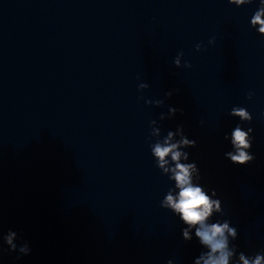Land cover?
<instances>
[{
	"label": "clouds",
	"instance_id": "obj_1",
	"mask_svg": "<svg viewBox=\"0 0 264 264\" xmlns=\"http://www.w3.org/2000/svg\"><path fill=\"white\" fill-rule=\"evenodd\" d=\"M253 0H228V3H234L237 7L240 5L251 4ZM264 0H260L258 10L251 17L253 26L259 25L258 33H264ZM213 41H209L212 43ZM200 44L196 45L199 51ZM184 53L180 52L174 59L176 67H181V58ZM186 68H191V64L185 63ZM148 84L141 83L138 88L145 89ZM171 97L172 93H166ZM247 98L252 99V93ZM148 104L155 103L161 106L162 100L146 101ZM177 111L183 112L182 109L169 107L168 118L175 116ZM230 115L239 117L241 122H251L253 117L251 113L244 107H233ZM160 119L164 120L165 115L162 113ZM152 131L150 137H155V142L150 143L151 155L155 160L156 167L163 175L168 176L170 181L174 182V187L169 188L161 201V207L170 210L174 215L178 216L184 227L181 229L184 241H191L193 235L197 239L200 246L205 249L198 257L194 259L193 264H264V251L257 252L252 256L246 255L244 252H238L237 246L231 242L238 237L237 229L231 226L229 220H216L212 222V218L216 214L223 215L222 202L217 196L216 191L208 190L201 185V174L195 161L188 162L190 153L185 151L187 148H194L196 141L189 139L184 133V126L178 125L175 131H168L167 135L161 138V131L156 127V121L150 122ZM253 129L248 128L247 131L242 130L238 124L231 133V144L234 151L225 153V157L235 165H246L254 160V156L247 151L252 147L251 136ZM177 137H179L177 139ZM228 139V136H225ZM7 245L9 252H19L21 255L30 253V247L25 242L17 245V233L9 230L2 237ZM4 251L0 248V254ZM168 264H173L172 260Z\"/></svg>",
	"mask_w": 264,
	"mask_h": 264
}]
</instances>
